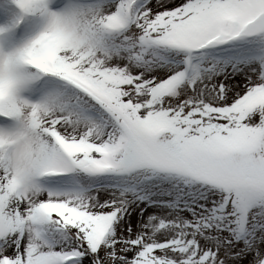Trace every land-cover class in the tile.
Segmentation results:
<instances>
[{"label":"snow or ice","instance_id":"1","mask_svg":"<svg viewBox=\"0 0 264 264\" xmlns=\"http://www.w3.org/2000/svg\"><path fill=\"white\" fill-rule=\"evenodd\" d=\"M0 264H264V0H0Z\"/></svg>","mask_w":264,"mask_h":264}]
</instances>
